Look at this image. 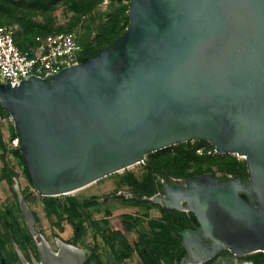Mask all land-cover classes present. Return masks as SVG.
Listing matches in <instances>:
<instances>
[{"label":"water","instance_id":"1","mask_svg":"<svg viewBox=\"0 0 264 264\" xmlns=\"http://www.w3.org/2000/svg\"><path fill=\"white\" fill-rule=\"evenodd\" d=\"M127 17L126 30L87 62L0 84L33 191L68 195L168 147L207 142L245 161L255 204L238 177L165 185L164 205L198 225L181 233L187 260L264 253V0H129ZM17 200L39 240L33 263L51 264L18 191ZM81 251L54 263L84 264Z\"/></svg>","mask_w":264,"mask_h":264},{"label":"rangeland","instance_id":"2","mask_svg":"<svg viewBox=\"0 0 264 264\" xmlns=\"http://www.w3.org/2000/svg\"><path fill=\"white\" fill-rule=\"evenodd\" d=\"M9 1H13L12 4ZM20 1L26 0H0V25L15 26L20 39L21 30L24 32L32 23H36L43 31L61 29L75 32L85 39L95 41L96 47L101 49L107 45V40L103 41L105 33L109 34L108 39L114 38L127 26V0H100L89 11H84L80 0H44L43 3L30 6L19 4ZM9 127L8 121L0 123V135L6 145ZM150 155L143 162L102 178L81 190L52 197V202L59 207V213L46 215L44 197L33 191L23 174L22 166L12 155L0 149V264H21L17 250L22 253L27 264H32L33 259L39 262L38 251L32 249V246L37 249L34 240H39L27 229L16 198L17 191L32 213L35 233L41 235L55 253L59 250L56 242H61L85 250L89 264H96L98 260L102 264H142L138 257V244L143 241L151 245L164 239L168 241L170 253L175 258L180 257L181 264L186 259V250L182 238H177L170 227L188 223L191 213L179 212L155 201L154 197L162 194V183L170 182L172 177L154 163L181 159L186 172L195 174L192 177L209 174L218 181H224L230 173L223 170L222 161H245L234 155L215 153L214 148L203 141L168 147L153 158L154 161L148 162ZM8 175L13 176L16 182L12 179L9 182L6 178ZM244 175L245 171L239 176L243 178ZM69 198L77 202L75 207L69 205ZM122 225L124 228L132 227L124 233V237L133 245L135 253L116 263L113 259L118 248L114 234L117 231L123 234ZM15 231L21 235L19 240ZM28 236L32 239L31 243ZM256 263L264 264V253L238 257L222 250L205 264Z\"/></svg>","mask_w":264,"mask_h":264},{"label":"trees","instance_id":"3","mask_svg":"<svg viewBox=\"0 0 264 264\" xmlns=\"http://www.w3.org/2000/svg\"><path fill=\"white\" fill-rule=\"evenodd\" d=\"M100 0H80L82 7L84 8V11H89V8L96 5L97 3H99ZM13 1H9L10 4H12ZM44 0H26V1H20L19 4H24V5H34V4H40L43 3ZM127 10H128V4H129V0H127ZM126 10V11H127ZM126 23L128 27V17H126ZM6 26H11V25H6ZM126 30V29H125ZM124 30V31H125ZM123 31V32H124ZM72 31H63L61 29H57V30H40V27L36 24V23H32L27 29L26 31H22L21 30V34H22V39H20L19 36V32L16 30L15 34H14V39H15V44L16 46L21 49V50H28L30 47L33 46V42H34V38L38 35H47V34H56V33H69ZM123 32H121L119 35H121ZM119 35L115 36L114 38H109V34L105 33L103 35V41H106V44H109L111 41H113L115 38H117ZM80 44L82 46V53L79 57V61L80 63H85L89 60L90 57H92L93 55L96 54V52L100 49L96 47V42L95 41H90L88 39L83 38L82 36H80ZM0 112L3 116H8L9 114L1 108L0 106ZM10 129V134H9V138H8V142L7 145L6 143L2 140V136L0 135V149L1 150H5L7 153H9L10 155H12V157L22 166L23 168V174L24 176L27 178L26 176V171H25V167H24V163H23V159L22 156L18 150V148L16 149H10L9 148V141L13 138L16 137V133L14 130L13 126L9 127ZM1 134V132H0ZM180 144L176 145L177 147ZM158 151L156 153H153L152 155H150L147 158V161H154L153 158H156L160 155V153L162 152ZM193 154V152H192ZM148 161V162H149ZM183 161L181 159H175L173 161H160L159 163H154V165H157L159 169H165L166 170V174L174 179H182V178H190L195 174H189L186 172V168L183 165ZM223 164V170L229 172L230 174L233 175H241L245 170H246V166L245 163H240L238 161H236L235 159H228L225 161H222ZM7 180L10 182V180H14V177H10L9 175L6 177ZM28 180V179H27ZM14 196L16 197V195L14 194ZM45 203H43V208L44 211L46 213V215L48 214H53V212H55V214L59 213V207L55 206V204L52 202L53 199L52 197H44ZM67 202L69 203V205L71 207H75L77 205V202L72 199L69 198L67 199ZM50 210H52V212H50ZM104 223V222H103ZM196 225V221L193 217V215H190V220L188 223L185 224H179L177 227H175L174 225H172L171 231L173 232V234L179 238V232L180 231H184L186 229L192 228ZM131 226L125 228V232H129L131 230ZM16 234L18 235V239H20V233L18 234V231H15ZM181 237V236H180ZM29 240V243H31L32 239L30 236L27 237ZM114 238L116 240V244L118 245V252L116 253L115 256V260L117 262H121L122 260L129 258L134 252L135 249L127 242V240L125 239V237L123 236V234L119 231H117L114 234ZM8 242V239H6V242ZM5 243H2L5 244ZM1 245V246H2ZM33 251H36V247L32 246ZM138 254L141 260L142 264H180V257L175 258L169 251V245H168V241L166 240H159V241H155L154 243H152L151 245H147L142 241L138 244ZM13 257L16 260V256L15 254L13 255ZM2 257H0L1 259ZM90 260L86 261L84 264H89ZM4 264V263H3ZM96 264H102V262L100 260H98L96 262ZM258 264V263H256Z\"/></svg>","mask_w":264,"mask_h":264},{"label":"built area","instance_id":"4","mask_svg":"<svg viewBox=\"0 0 264 264\" xmlns=\"http://www.w3.org/2000/svg\"><path fill=\"white\" fill-rule=\"evenodd\" d=\"M16 30L15 26L0 25V84L17 85L30 77L45 78L80 64L83 49L77 33L38 35L32 47L21 50L15 44ZM4 121L13 126L11 117L0 112V123ZM9 148H18L16 137L9 141Z\"/></svg>","mask_w":264,"mask_h":264},{"label":"flooded vegetation","instance_id":"5","mask_svg":"<svg viewBox=\"0 0 264 264\" xmlns=\"http://www.w3.org/2000/svg\"><path fill=\"white\" fill-rule=\"evenodd\" d=\"M234 177H238V178H240L241 179V182L243 183V186L245 187V191H242V196L247 200V201H249L251 204H255V199H254V194L252 193V191H251V188H250V184H249V179L248 178H246L245 176L243 177V178H241L240 176H237V175H233V174H230V175H228L227 176V178H226V180L227 179H230V178H234ZM188 179V178H187ZM184 180H186V179H174V178H171V181L170 182H168V183H162V194L161 195H157V196H155L154 197V199H155V201L157 202V203H159V204H161L162 206H165L164 205V201L163 200H161L160 198L161 197H163V195H164V186L165 185H167V186H178V185H180V186H182V185H184ZM13 182H16V180L14 179L13 180ZM17 198V197H16ZM166 207V206H165ZM183 207L184 208H186V204H183ZM177 211H179V210H177ZM179 212H187V211H179ZM187 213H190V212H187ZM192 215V214H191ZM123 226V225H122ZM123 228H124V226H123ZM199 229H198V225H197V223H196V225H195V227L194 228H189V229H186V230H184V231H188V233H190V235H194V234H196L197 233V231H198ZM124 233H126L125 232V228H124V230H123V236H125L124 235ZM180 236H181V234H180ZM186 237H189V236H186ZM37 242L38 241H35L34 240V243L37 245ZM48 243V242H47ZM59 243H61V242H56V245L58 246V244ZM117 242H115V244H116ZM138 243V242H137ZM136 243V244H137ZM205 243H207L206 241H205ZM66 245V244H65ZM50 246V245H49ZM70 246V245H69ZM113 246V245H112ZM116 246H117V248H118V245L116 244ZM51 247V246H50ZM72 247V246H71ZM132 247H133V245H132ZM75 248V247H74ZM52 249V248H51ZM58 249H59V247H58ZM119 249V248H118ZM53 251V250H52ZM36 252H37V249H36ZM54 252V251H53ZM117 252H118V250H117ZM55 253V252H54ZM16 254H17V256H18V259L21 261V258L22 259H24L23 258V255H22V253L20 252V251H16ZM186 255H187V251H186ZM216 256V255H215ZM215 256L213 257V258H215ZM88 259V258H87ZM87 259H86V261H87ZM212 259V258H211ZM211 259H209V260H211ZM25 260V259H24ZM116 263H118L115 259H113ZM125 260V259H124ZM185 260H187V256H186V259H184L182 262H181V264H184V261ZM35 260L33 259V261H32V264H34L33 262H34ZM85 261V262H86ZM141 261V260H140ZM84 262V263H85ZM207 262V261H206ZM205 262V263H206ZM27 263V262H26ZM204 263V264H205ZM22 264V263H21ZM190 264V263H189Z\"/></svg>","mask_w":264,"mask_h":264},{"label":"bare ground","instance_id":"6","mask_svg":"<svg viewBox=\"0 0 264 264\" xmlns=\"http://www.w3.org/2000/svg\"><path fill=\"white\" fill-rule=\"evenodd\" d=\"M157 201V200H156ZM190 234V233H189ZM44 243H46V245L49 247L48 249L47 248H45V259L47 260V259H50L49 261L51 262V264H55L54 263V260H55V262L57 263V261L59 260V259H61V260H64V259H66V260H68L69 262H74L73 261V257L76 255V254H78V255H80V256H83V254L85 253L84 251H81V250H79V249H77V248H74V247H71V246H68V245H65V244H63V243H59L58 244V247L59 248H64V249H67L68 250V252H69V254L65 257V256H61L60 254H58V255H55L54 254V252L52 251V249H51V247L49 246V244L44 240ZM60 261V260H59ZM22 262H23V264H25L26 262L25 261H23L22 260ZM61 262V261H60ZM191 264V262H190V260H185V264ZM27 264V263H26Z\"/></svg>","mask_w":264,"mask_h":264},{"label":"crops","instance_id":"7","mask_svg":"<svg viewBox=\"0 0 264 264\" xmlns=\"http://www.w3.org/2000/svg\"><path fill=\"white\" fill-rule=\"evenodd\" d=\"M9 134H10V129H9ZM8 138H9V137H8ZM3 140H4V139H3ZM126 233H127V232H126ZM130 245H131V244H130ZM131 246H132V245H131ZM134 253H135V252H134ZM134 253H133V254H134ZM138 257H139V256H138ZM139 260H140V257H139ZM140 262H141V261H140Z\"/></svg>","mask_w":264,"mask_h":264}]
</instances>
